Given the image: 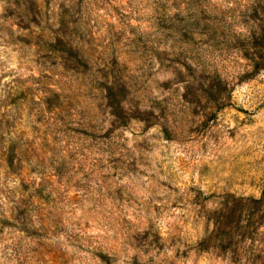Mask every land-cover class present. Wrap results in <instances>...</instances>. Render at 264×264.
<instances>
[{
  "label": "rangeland",
  "instance_id": "1",
  "mask_svg": "<svg viewBox=\"0 0 264 264\" xmlns=\"http://www.w3.org/2000/svg\"><path fill=\"white\" fill-rule=\"evenodd\" d=\"M0 264H264V0H0Z\"/></svg>",
  "mask_w": 264,
  "mask_h": 264
}]
</instances>
